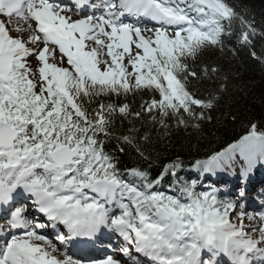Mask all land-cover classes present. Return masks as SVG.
Instances as JSON below:
<instances>
[{
    "label": "snow or ice",
    "instance_id": "obj_1",
    "mask_svg": "<svg viewBox=\"0 0 264 264\" xmlns=\"http://www.w3.org/2000/svg\"><path fill=\"white\" fill-rule=\"evenodd\" d=\"M233 36L264 64V16L243 0H0V264H264V191L249 212L246 185L235 199L199 190L206 174L239 167L246 181L264 165V124L195 159L200 179L157 147L199 131L238 87L209 55ZM126 148L148 167L122 169ZM105 230L118 250L68 254Z\"/></svg>",
    "mask_w": 264,
    "mask_h": 264
},
{
    "label": "trees",
    "instance_id": "obj_2",
    "mask_svg": "<svg viewBox=\"0 0 264 264\" xmlns=\"http://www.w3.org/2000/svg\"><path fill=\"white\" fill-rule=\"evenodd\" d=\"M259 20L264 16V0H243ZM261 40H256V51H261ZM232 49L236 50L233 56ZM212 58H219V62L238 75L232 78L228 92L223 96L220 105L213 110V119L203 123L199 131L179 129L173 132L171 143L165 152L163 148L158 150L164 153L160 163H166L168 158L179 154L187 165H191L195 159H202L213 151L226 147L235 141L238 136L245 134L251 123L257 122L258 126L264 124V64L253 59L250 49L238 43L235 36L226 41L225 54L221 56L219 51L209 54ZM235 116V119L232 117ZM108 147L115 148V142H110ZM119 166L131 168L140 166L147 168L146 162L141 160L134 149L126 148L125 153L116 152ZM159 164L153 165L149 171L155 177L160 171Z\"/></svg>",
    "mask_w": 264,
    "mask_h": 264
},
{
    "label": "bare ground",
    "instance_id": "obj_3",
    "mask_svg": "<svg viewBox=\"0 0 264 264\" xmlns=\"http://www.w3.org/2000/svg\"><path fill=\"white\" fill-rule=\"evenodd\" d=\"M75 18V17H74ZM15 35H17V33H15ZM40 47H43L42 45L39 44ZM58 55H60L59 51L57 50L56 52V56L58 57Z\"/></svg>",
    "mask_w": 264,
    "mask_h": 264
},
{
    "label": "rangeland",
    "instance_id": "obj_4",
    "mask_svg": "<svg viewBox=\"0 0 264 264\" xmlns=\"http://www.w3.org/2000/svg\"><path fill=\"white\" fill-rule=\"evenodd\" d=\"M13 26H14V25H13ZM14 33H16V32H14ZM40 44H41V43H40ZM59 56H60V55H58V57H59ZM58 57H57V58H58ZM65 66H67L66 63H65Z\"/></svg>",
    "mask_w": 264,
    "mask_h": 264
}]
</instances>
